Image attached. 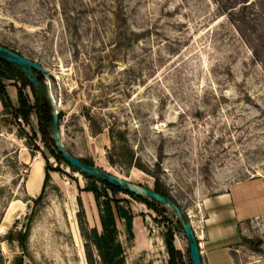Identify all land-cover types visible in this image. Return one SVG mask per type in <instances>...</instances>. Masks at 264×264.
Wrapping results in <instances>:
<instances>
[{
    "label": "rangeland",
    "instance_id": "obj_1",
    "mask_svg": "<svg viewBox=\"0 0 264 264\" xmlns=\"http://www.w3.org/2000/svg\"><path fill=\"white\" fill-rule=\"evenodd\" d=\"M0 44L46 69L70 153L151 189L158 180L191 222L204 197L264 181V0H0ZM0 68L11 101L0 95V264H98L89 181L54 157L22 68ZM36 161L50 178L35 202ZM97 186L133 214L131 230L117 219L125 264H168V232L191 264L169 206ZM254 224L242 260L264 245V217Z\"/></svg>",
    "mask_w": 264,
    "mask_h": 264
},
{
    "label": "crops",
    "instance_id": "obj_2",
    "mask_svg": "<svg viewBox=\"0 0 264 264\" xmlns=\"http://www.w3.org/2000/svg\"><path fill=\"white\" fill-rule=\"evenodd\" d=\"M31 176L25 184L27 194L33 196L42 185L44 170ZM201 219L193 223L203 264H264V245L260 251L240 258L242 237L250 235L257 226L255 220L264 217V181L250 179L238 182L225 191L208 195L200 202ZM257 230H262L259 227Z\"/></svg>",
    "mask_w": 264,
    "mask_h": 264
},
{
    "label": "trees",
    "instance_id": "obj_3",
    "mask_svg": "<svg viewBox=\"0 0 264 264\" xmlns=\"http://www.w3.org/2000/svg\"><path fill=\"white\" fill-rule=\"evenodd\" d=\"M1 63L5 68L10 69L11 71H17L20 69V66L14 64L10 61H7L3 58H0ZM35 73L38 85L34 86L28 80L26 74L22 73L23 78L27 83L30 84L32 92L35 97V104L37 109V114L40 118V125L44 133H46L47 129L52 127V104L47 96L46 92V85L43 82V73L33 70ZM8 74L4 71L3 68H0V95L2 96V101L5 105L10 104L11 101L5 93L4 87L2 85L1 79L7 78ZM18 107L17 110L21 111L25 116L28 115V103L21 89L18 90L17 96ZM60 118V113H58V119ZM53 145L54 140H52ZM56 148V146H55ZM57 153L54 155L56 159L65 161L68 165H70L62 156V154L56 148ZM84 162L90 163L93 165L92 161L81 159ZM71 166V165H70ZM74 170L81 172L84 177L89 181L88 182V189L92 190L94 193V198L99 209V220L101 229L98 231L96 228L90 230L87 235L89 242L95 247L97 251V255L99 258L98 264H125L124 262V247L119 240L118 234L119 229L117 226V219L123 220L127 229L131 230L132 227V219L133 214L131 210L127 207L123 206L119 203L118 200L111 198L108 196L105 188H99L97 186V182L102 183L106 187H110L113 190H122L126 193L131 194L135 197H142L141 195H135L126 190H123L117 186H114L100 178L95 176L89 175L80 169L71 166ZM45 173L43 177V182L40 190V194L37 198H35V202L41 197L42 192L44 191V187L46 182L49 180L50 175L48 168H45ZM153 190L163 194L164 196L170 198L172 201L176 202L165 190L164 186L158 181L155 180ZM177 203V202H176ZM178 204V203H177ZM177 223L180 224L179 220L177 219ZM80 227L82 228V221L80 220ZM165 243L167 247L168 254L170 255V259L168 264H180L179 254L174 248L173 244V235L168 232L165 235Z\"/></svg>",
    "mask_w": 264,
    "mask_h": 264
},
{
    "label": "water",
    "instance_id": "obj_4",
    "mask_svg": "<svg viewBox=\"0 0 264 264\" xmlns=\"http://www.w3.org/2000/svg\"><path fill=\"white\" fill-rule=\"evenodd\" d=\"M0 58H3L7 61H10L20 66L24 71V73L26 74V76L28 77L30 83L34 86L38 85V80L33 70H37L41 73L46 72V69L41 65H39L38 63H36L35 61L1 44H0ZM47 96L52 104L53 114H52L51 131L53 135L54 144L58 149V151L62 154L63 158L71 166L76 167L89 175L100 178L101 180H104L132 194L142 195L156 202H159L162 205L169 206L175 213L177 219L179 220L184 235L187 239L191 264H203L200 254L199 242L194 232L192 222L186 217V214L182 211L180 206L176 202L172 201L170 198L164 196L163 194L147 186L136 184L125 178L119 177L102 168L84 162L83 160H81V158H78L72 153H70L62 142L61 132L59 129L58 110L56 107V101L54 99V96L50 88H47Z\"/></svg>",
    "mask_w": 264,
    "mask_h": 264
},
{
    "label": "bare ground",
    "instance_id": "obj_5",
    "mask_svg": "<svg viewBox=\"0 0 264 264\" xmlns=\"http://www.w3.org/2000/svg\"><path fill=\"white\" fill-rule=\"evenodd\" d=\"M40 173H41V167H39L38 162L36 161L33 164V169H32V172L30 174V176H31L30 180H32L35 175H39Z\"/></svg>",
    "mask_w": 264,
    "mask_h": 264
}]
</instances>
